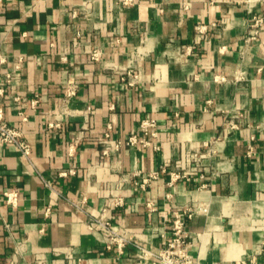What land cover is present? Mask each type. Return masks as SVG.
I'll use <instances>...</instances> for the list:
<instances>
[{
  "label": "crops",
  "instance_id": "0c3cea01",
  "mask_svg": "<svg viewBox=\"0 0 264 264\" xmlns=\"http://www.w3.org/2000/svg\"><path fill=\"white\" fill-rule=\"evenodd\" d=\"M253 14L264 18V0H3L0 109L30 156L0 143V264L18 242L14 264H152L132 244L106 249L87 224L107 219L157 252L184 206L195 209L186 230L198 264H264V25L246 44ZM146 119L156 127L145 134ZM105 133L119 144L106 155ZM129 136L149 144L126 145ZM207 149L202 179L168 186L184 155Z\"/></svg>",
  "mask_w": 264,
  "mask_h": 264
},
{
  "label": "built area",
  "instance_id": "2783aa9c",
  "mask_svg": "<svg viewBox=\"0 0 264 264\" xmlns=\"http://www.w3.org/2000/svg\"><path fill=\"white\" fill-rule=\"evenodd\" d=\"M3 0H0V5ZM73 14L76 15V10L73 11ZM264 25V18L260 14H253L250 16L247 22V35L245 37V43H251L257 39L259 36L260 29ZM208 31V26L204 23L197 24L195 26V35L197 40L202 39L206 32ZM191 51V46L182 47L181 54L189 53ZM98 53L96 51L92 52L91 59L96 60ZM6 63V56L0 51V67ZM18 64L16 68H18ZM126 75L131 79L128 81V85H132L136 75L131 72H126ZM10 74L6 75V82L10 81ZM216 80H222V78H216ZM4 93V89L0 87V96ZM75 95V87L68 86L64 89V101H68ZM18 100L19 98H15ZM37 100H30V106L34 108L36 106ZM25 120V118H22ZM58 124H50L51 127L57 126ZM228 128L230 130L236 129L237 125L232 122H228ZM141 130L146 134L149 128L156 127V123L152 119L143 120L140 123ZM109 128V127H108ZM153 136L154 132L151 133ZM102 144L105 145L103 154L106 155L108 150H116L119 147V144H109L108 142V133H105L104 138L100 140ZM255 137L251 135L246 143V157L252 158L254 155V146ZM0 143L6 145L14 146L25 159H29L30 156V147L23 140L21 131L15 127H12L5 123L2 120V111L0 109ZM136 143H141L143 146H147L149 143L144 139H139L135 136H129L125 140L126 145H133ZM155 150H158V146H154ZM212 150L207 149L204 153L194 152L191 154H186L181 158L180 164L176 169L169 171V180L167 182L168 186H172L175 181L186 179L190 180L193 178H203L202 174V160L201 158L210 155ZM160 172H165V165L160 166L159 170L153 172L149 177H145L141 180V187L146 186L151 179L158 178ZM200 174L195 176L196 174ZM75 173V167L69 168L67 171H62L58 176L66 177L68 175H73ZM46 186H50V183H46ZM204 187V185H203ZM3 196L7 203L12 206L16 205L18 200V193L15 190L7 191L3 193ZM169 194L166 195L169 198ZM114 205H121V200H116ZM49 213V208H46L45 215ZM195 209L193 207H175L172 212V220L170 223L168 231V239L165 241L163 247H161L157 252L151 251L149 248L145 247L143 244L136 242L132 236L119 227H115L111 221L100 218L92 220L87 224L88 229L92 232H101L103 240L105 243L106 249H111L113 246L117 248L119 254L122 253L124 247L128 244H132L137 251V256L139 259H149L152 258V264H198V259L195 258L190 252L191 238L190 232L186 230V223L191 219ZM4 227L8 230L9 225L5 224ZM24 242H18L15 244L13 249L12 260L9 264H14V260L22 258V246ZM35 264H39V261H36ZM218 264V263H215Z\"/></svg>",
  "mask_w": 264,
  "mask_h": 264
}]
</instances>
